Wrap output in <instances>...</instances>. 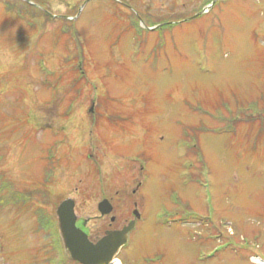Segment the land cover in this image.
Segmentation results:
<instances>
[{
    "label": "rangeland",
    "instance_id": "obj_1",
    "mask_svg": "<svg viewBox=\"0 0 264 264\" xmlns=\"http://www.w3.org/2000/svg\"><path fill=\"white\" fill-rule=\"evenodd\" d=\"M7 1L0 170L13 189L46 187L45 201L31 200L55 221L59 202L73 198L92 240L111 215L118 227L140 210L122 264H259L251 256L264 259V0H211L206 12L167 17L175 25L155 30L150 19L208 0H14L6 11ZM31 1L68 17L38 11L33 28ZM69 47L88 76L79 91L69 90ZM41 64L63 73L52 99ZM103 197L113 210L97 218ZM33 211L0 209V264H46L55 240L36 232Z\"/></svg>",
    "mask_w": 264,
    "mask_h": 264
},
{
    "label": "water",
    "instance_id": "obj_2",
    "mask_svg": "<svg viewBox=\"0 0 264 264\" xmlns=\"http://www.w3.org/2000/svg\"><path fill=\"white\" fill-rule=\"evenodd\" d=\"M102 214L109 213L112 205L104 198L99 203ZM60 230L72 258L83 264H108L119 247L127 241V235L135 224L132 220L122 229L107 230L97 242H92L88 234L75 225L74 200L64 199L57 208ZM114 219V217H113Z\"/></svg>",
    "mask_w": 264,
    "mask_h": 264
},
{
    "label": "trees",
    "instance_id": "obj_3",
    "mask_svg": "<svg viewBox=\"0 0 264 264\" xmlns=\"http://www.w3.org/2000/svg\"><path fill=\"white\" fill-rule=\"evenodd\" d=\"M11 9L12 6H11ZM10 9V10H11ZM27 11L25 9L20 8L19 15L20 18H23ZM35 14L38 13V9L34 11ZM75 60H77L74 57ZM82 63L78 61L77 63H74L72 65V69L79 73L78 77H75L73 79L74 83L72 84L71 89L78 90L81 88V85L84 84L88 80V76L86 74V70L84 72L81 71ZM85 69V68H84ZM49 190L44 187L43 189H13L12 182L8 179H5V173L0 172V209L9 205L10 203H16L21 202L26 199H32L34 195H37L38 197L42 198V200L45 201L49 195ZM35 198V197H34ZM36 216L38 221V231L44 232V239L52 238V235L59 239V236L56 232L55 222L53 219V216L45 211L44 208L38 207L36 209ZM45 239V240H46ZM50 245V244H49ZM52 261V260H51Z\"/></svg>",
    "mask_w": 264,
    "mask_h": 264
},
{
    "label": "flooded vegetation",
    "instance_id": "obj_4",
    "mask_svg": "<svg viewBox=\"0 0 264 264\" xmlns=\"http://www.w3.org/2000/svg\"><path fill=\"white\" fill-rule=\"evenodd\" d=\"M96 217L99 218L100 215H96ZM102 217H104V216H102ZM89 220H90V219H88V220H87V219H86V220H80V219H78V220H77V225L80 226V227H82L83 229H85L88 233H89V230H88V225H87V223L89 222ZM112 223H113V222H110V223H109V227L103 229L101 235H103L107 229L112 228ZM101 235H100V236H101ZM98 238H99V237H98ZM98 238H96L95 240H97Z\"/></svg>",
    "mask_w": 264,
    "mask_h": 264
},
{
    "label": "bare ground",
    "instance_id": "obj_5",
    "mask_svg": "<svg viewBox=\"0 0 264 264\" xmlns=\"http://www.w3.org/2000/svg\"><path fill=\"white\" fill-rule=\"evenodd\" d=\"M258 260V259H257Z\"/></svg>",
    "mask_w": 264,
    "mask_h": 264
}]
</instances>
